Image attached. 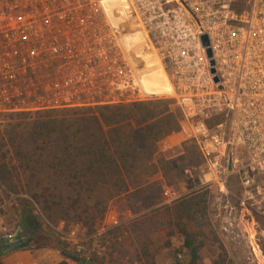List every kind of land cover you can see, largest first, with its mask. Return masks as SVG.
Here are the masks:
<instances>
[{
	"label": "built area",
	"instance_id": "built-area-1",
	"mask_svg": "<svg viewBox=\"0 0 264 264\" xmlns=\"http://www.w3.org/2000/svg\"><path fill=\"white\" fill-rule=\"evenodd\" d=\"M152 99L173 101L227 195L222 229L264 264V0H0V115ZM181 196L162 190L164 202Z\"/></svg>",
	"mask_w": 264,
	"mask_h": 264
},
{
	"label": "trees",
	"instance_id": "trees-1",
	"mask_svg": "<svg viewBox=\"0 0 264 264\" xmlns=\"http://www.w3.org/2000/svg\"><path fill=\"white\" fill-rule=\"evenodd\" d=\"M169 101L172 100L152 99L8 115L20 118L9 125L7 138L1 137L0 191L12 194L16 200L17 235L24 237L19 247L46 246L64 258L86 264L41 225L37 211H49L61 220L71 219L92 231L111 199L144 190L157 171L170 184L164 171L177 167L175 157L168 158L169 151L158 147L162 140L176 141L171 133L179 127L180 115ZM15 127L29 131L30 138L21 131L13 132ZM157 153L169 155L156 160ZM206 193L193 190L173 207H162L168 224L178 231L183 246L188 248V264L196 257L201 243L193 244L198 236L187 230L186 221H191L199 234L204 235L207 230L216 237L206 218ZM117 227H109L106 234L114 235ZM134 236L137 238L138 233ZM212 264L233 263L218 255Z\"/></svg>",
	"mask_w": 264,
	"mask_h": 264
},
{
	"label": "rangeland",
	"instance_id": "rangeland-1",
	"mask_svg": "<svg viewBox=\"0 0 264 264\" xmlns=\"http://www.w3.org/2000/svg\"><path fill=\"white\" fill-rule=\"evenodd\" d=\"M137 42L140 43L139 46L143 52L147 53L146 50L148 49L138 35ZM170 103V107L177 110L175 104L172 101L168 102V104ZM29 115L33 116L34 114ZM19 118L20 116L0 115V141L1 137L7 138L5 134L10 129L9 125L18 122ZM23 130L15 127L12 131H21L25 137L30 138L29 131L24 132ZM171 136L176 138V141L169 154H176L177 151L180 154L175 157L177 167L175 169L167 168L164 171L167 181L170 183L168 187L181 192L182 196L193 190H205L207 192L206 218L214 236H216L213 237V234L207 230L204 231V235H201L198 233L199 229L191 221L184 220L187 230L198 236L194 237L193 244L201 243L196 248V257L189 264H212L218 255L225 256L233 264H253L248 253L247 237L239 235L232 239L230 234L222 229L224 217L220 205L227 195L219 191L209 179L194 146L191 142L183 140V134L178 126L171 133ZM160 145L162 144L159 142L158 147ZM167 154L157 153L155 158L162 160ZM227 183L228 191L232 192L236 189L233 178H229ZM162 190L163 188L157 186L156 183H151L147 188L134 195L114 197L108 202L103 218L96 221L92 231L81 227L78 222L71 219H57L49 211L46 212L47 214L44 211H37V217L45 229L58 237H62L59 239L65 243L66 247L81 256L86 264L88 262L95 264H139L140 262L141 264H188V248L183 246V239L178 231L168 224L167 212L162 209L164 205L173 207L182 196L174 201L164 202ZM15 208L16 200H14L13 195L0 191V240L6 234H13L15 238H18L19 222L14 215ZM124 212H133L134 216L127 222H119L124 217ZM114 219L118 224L110 225L111 220ZM112 226H118V232H115L114 235L111 232L106 234V230ZM238 228L242 230L243 236H246L248 228L241 226ZM71 229H73V236L79 244L78 251L64 239ZM97 233V237H93ZM134 233H138L137 238ZM100 241L103 243L100 244ZM258 245L264 252V243L260 242ZM5 254L7 253L0 255V264H5L2 261ZM61 260H64L65 264H78L73 260L64 258L59 251L54 249H50L43 255L37 264H53Z\"/></svg>",
	"mask_w": 264,
	"mask_h": 264
},
{
	"label": "crops",
	"instance_id": "crops-1",
	"mask_svg": "<svg viewBox=\"0 0 264 264\" xmlns=\"http://www.w3.org/2000/svg\"><path fill=\"white\" fill-rule=\"evenodd\" d=\"M162 145L159 146L160 150H168L171 151V148L175 146L174 143H170L166 140L160 141ZM178 154H180L179 151H177L176 154L170 155L168 158L176 157ZM186 171V170H184ZM157 183L160 188H166L169 186V184H166L164 181V177L162 176V173L160 171H157L154 173L150 178L148 183ZM169 188V187H168ZM179 192V191H178ZM181 193V192H180ZM124 217L119 222H127L128 220L133 218V213L124 212ZM16 239V238H15ZM3 240H0V243H2ZM50 249L49 247H18L16 250L7 252L5 256H3L2 261L5 264H37L38 261H40L43 258V255H45ZM57 251V250H56ZM141 264V262L139 263Z\"/></svg>",
	"mask_w": 264,
	"mask_h": 264
},
{
	"label": "water",
	"instance_id": "water-1",
	"mask_svg": "<svg viewBox=\"0 0 264 264\" xmlns=\"http://www.w3.org/2000/svg\"><path fill=\"white\" fill-rule=\"evenodd\" d=\"M199 38H200L201 45L204 46L205 54L209 58L210 57V49L208 48L207 38L204 34L200 35ZM209 65H212L211 60H209ZM210 71L212 72L213 69L210 68ZM227 168H228V165H227ZM23 242H24V237H18V238L14 239L10 242L0 243V255L7 253V252H10V251H13V250H16L20 246V244ZM88 264H95V263L88 262Z\"/></svg>",
	"mask_w": 264,
	"mask_h": 264
},
{
	"label": "bare ground",
	"instance_id": "bare-ground-1",
	"mask_svg": "<svg viewBox=\"0 0 264 264\" xmlns=\"http://www.w3.org/2000/svg\"><path fill=\"white\" fill-rule=\"evenodd\" d=\"M138 39H139V38H138ZM136 40H137V35H136ZM139 47H140V46H139ZM139 47H138V48H139ZM146 52L148 53V50H146Z\"/></svg>",
	"mask_w": 264,
	"mask_h": 264
}]
</instances>
